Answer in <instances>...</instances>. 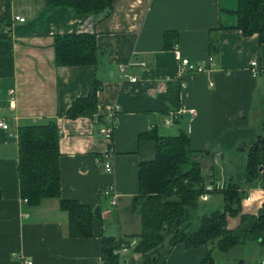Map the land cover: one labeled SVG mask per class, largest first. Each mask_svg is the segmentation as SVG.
<instances>
[{"label":"crops","instance_id":"obj_1","mask_svg":"<svg viewBox=\"0 0 264 264\" xmlns=\"http://www.w3.org/2000/svg\"><path fill=\"white\" fill-rule=\"evenodd\" d=\"M237 9L238 0H113L109 11L92 14L50 0H0V120L9 124L0 127V264H104V237L119 241L141 230L133 201L140 164L155 158L152 135L185 132L206 184L237 182L246 192L242 212L257 213L264 205V164L263 186L248 184L245 173L249 146L264 135V42L236 27ZM79 33L95 34L101 61L56 64L55 37ZM182 57L204 70H185ZM120 65H128L136 80L122 78ZM96 80V112L66 117ZM112 103L119 112L109 141L101 127L104 107ZM50 121L60 136V195L30 203L20 194L17 132ZM110 143L113 171L106 173L100 158ZM110 184L115 206L102 195ZM210 192L201 203L221 204ZM61 199L97 214L90 236L68 234ZM239 221L228 215L227 227L235 229ZM131 248L120 264L138 263ZM206 249L176 243L165 264H200ZM213 257L215 264H261L264 246L251 240L214 250Z\"/></svg>","mask_w":264,"mask_h":264},{"label":"trees","instance_id":"obj_2","mask_svg":"<svg viewBox=\"0 0 264 264\" xmlns=\"http://www.w3.org/2000/svg\"><path fill=\"white\" fill-rule=\"evenodd\" d=\"M56 6H68L79 13L97 14L109 11L113 0H50ZM244 35L257 34L264 42V0H238L237 25ZM215 52L217 45L211 43ZM55 62L58 65H94L100 61L103 49L93 33L58 35L54 41ZM96 80L89 93L74 100L66 117L91 116L96 112ZM156 138L155 158L142 162L138 169L139 194L133 208L140 216L141 230L131 238L116 240L103 238L104 264H118L114 251L121 241L136 243L132 252L139 256L137 264H165L173 245L207 247L200 264H215L213 251L226 252L234 246L255 240L264 246V205L256 214L243 213L242 198L246 192L237 182L225 181L219 187L212 183L208 190L197 153L189 146L183 131L173 136ZM18 137V172L20 194L27 202L35 203L42 197H59V130L54 121L21 126ZM264 135L252 140L246 161L248 184L263 186L260 167L264 164ZM219 196L221 204L210 207L200 201L204 193ZM61 207L68 214L70 236H90L97 214L87 205L72 199H61ZM239 216L235 229L227 227V216Z\"/></svg>","mask_w":264,"mask_h":264},{"label":"built area","instance_id":"obj_3","mask_svg":"<svg viewBox=\"0 0 264 264\" xmlns=\"http://www.w3.org/2000/svg\"><path fill=\"white\" fill-rule=\"evenodd\" d=\"M14 19L19 20V21L24 20V18L20 17V16H15ZM210 61H212V58H210ZM180 64L185 68V70H188V71L202 72L204 70L203 65L193 63L186 57L180 58ZM251 67H252L253 76H256L258 74V72L256 71L257 63L255 61H253L251 63ZM127 68H128V65H126V66L120 65L119 66V70L121 72L122 78L129 79L130 81H135L136 80L135 76L129 75L127 73ZM9 93L11 95H13L14 91L10 90ZM118 112H119V106L117 103H112V104H109V105L104 107L105 120H104L103 126L101 127V133L106 140H109V141L112 140L113 132H114L115 126H116V119H117ZM0 127L2 129H8L9 124L7 122H5L4 120H0ZM100 163L102 165V169L104 172L111 173L113 171V147H112V143H110L108 149L103 154H101ZM219 185L220 184H216V186H218V187H219ZM206 188L208 190H212L213 189L212 184L207 185ZM207 194L208 193L202 194L200 196V200H206L208 198ZM102 195L106 198L109 197L110 203L113 206H115L117 204V192H116L113 184H110L107 186V188H104L102 190ZM24 201H27V199L24 198ZM135 243H136L135 239L131 240L129 245L125 244L124 241H121L120 246L114 251V253L117 254L118 258H119L118 264L122 263L121 262L122 257L124 256V254H126L129 251V246H133ZM23 262H24V264H32V262L29 260H23ZM261 264H264L263 260H262Z\"/></svg>","mask_w":264,"mask_h":264},{"label":"water","instance_id":"obj_4","mask_svg":"<svg viewBox=\"0 0 264 264\" xmlns=\"http://www.w3.org/2000/svg\"><path fill=\"white\" fill-rule=\"evenodd\" d=\"M260 170H262V166L260 167ZM96 211H97V209H96Z\"/></svg>","mask_w":264,"mask_h":264},{"label":"rangeland","instance_id":"obj_5","mask_svg":"<svg viewBox=\"0 0 264 264\" xmlns=\"http://www.w3.org/2000/svg\"><path fill=\"white\" fill-rule=\"evenodd\" d=\"M106 198V197H105Z\"/></svg>","mask_w":264,"mask_h":264}]
</instances>
